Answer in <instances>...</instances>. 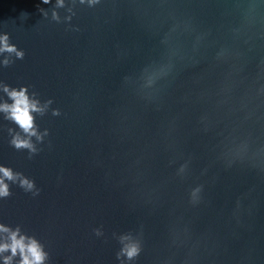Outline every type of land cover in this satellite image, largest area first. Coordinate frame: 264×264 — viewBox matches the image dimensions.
I'll use <instances>...</instances> for the list:
<instances>
[{
    "label": "water",
    "instance_id": "1",
    "mask_svg": "<svg viewBox=\"0 0 264 264\" xmlns=\"http://www.w3.org/2000/svg\"><path fill=\"white\" fill-rule=\"evenodd\" d=\"M3 36L0 103L47 107L0 112V225L43 264H264V0H0Z\"/></svg>",
    "mask_w": 264,
    "mask_h": 264
},
{
    "label": "clouds",
    "instance_id": "2",
    "mask_svg": "<svg viewBox=\"0 0 264 264\" xmlns=\"http://www.w3.org/2000/svg\"><path fill=\"white\" fill-rule=\"evenodd\" d=\"M42 3L47 4L49 0H42ZM57 5L62 6V0H57ZM55 18V15H54ZM0 51L16 52L14 46L7 44V37H0ZM18 58H23L22 52H16ZM7 65L8 61H4ZM3 91L6 93L8 100L11 102L0 103V112L4 113V118L10 120L26 137L35 136L39 141L42 136L36 131L33 113L43 114L47 104L40 106L39 102L29 97L27 89L21 87L19 90L3 86ZM54 115L57 113L54 111ZM11 131V129L9 130ZM46 134V133H45ZM10 144L19 149H27L30 153H35L36 148L27 138H22L19 134L13 135ZM19 174H14L11 169L0 167V197H8L11 193L8 190V185L4 182L5 179L15 181ZM20 186L25 191H32L34 185L31 181L20 178ZM37 194L36 192L34 195ZM0 232L7 233V240L0 243V253L10 252L11 255L3 257V264H12L13 257L19 255L18 264H43L45 253L36 240L25 237L19 234V228L10 230L9 228L0 225ZM138 247L135 244H129L122 249V252L129 258H133L138 254Z\"/></svg>",
    "mask_w": 264,
    "mask_h": 264
}]
</instances>
